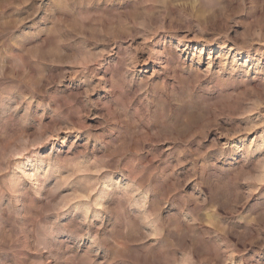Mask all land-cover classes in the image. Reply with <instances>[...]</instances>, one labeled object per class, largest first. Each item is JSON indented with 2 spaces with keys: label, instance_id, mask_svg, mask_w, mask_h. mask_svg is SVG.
Returning a JSON list of instances; mask_svg holds the SVG:
<instances>
[{
  "label": "rangeland",
  "instance_id": "obj_1",
  "mask_svg": "<svg viewBox=\"0 0 264 264\" xmlns=\"http://www.w3.org/2000/svg\"><path fill=\"white\" fill-rule=\"evenodd\" d=\"M0 264H264V0H0Z\"/></svg>",
  "mask_w": 264,
  "mask_h": 264
}]
</instances>
